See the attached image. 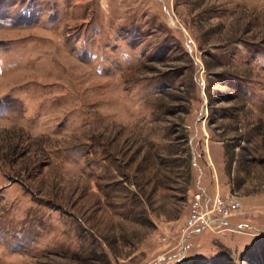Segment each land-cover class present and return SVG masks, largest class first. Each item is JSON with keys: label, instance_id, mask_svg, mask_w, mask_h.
I'll list each match as a JSON object with an SVG mask.
<instances>
[{"label": "rangeland", "instance_id": "374dc122", "mask_svg": "<svg viewBox=\"0 0 264 264\" xmlns=\"http://www.w3.org/2000/svg\"><path fill=\"white\" fill-rule=\"evenodd\" d=\"M195 262L264 264V0H0V264Z\"/></svg>", "mask_w": 264, "mask_h": 264}, {"label": "built area", "instance_id": "2783aa9c", "mask_svg": "<svg viewBox=\"0 0 264 264\" xmlns=\"http://www.w3.org/2000/svg\"><path fill=\"white\" fill-rule=\"evenodd\" d=\"M201 196L199 195V198ZM227 203L225 206L223 205V202H219V209H220V212L219 214L221 215V219H217V218H214L210 215V210L209 208L205 205V208H204V216H203V219H205V223H210V222H219V221H225V218L229 215L230 213V208H236L237 207V204H238V201L236 199H228L227 200ZM201 207H202V204H201Z\"/></svg>", "mask_w": 264, "mask_h": 264}, {"label": "trees", "instance_id": "16d2710c", "mask_svg": "<svg viewBox=\"0 0 264 264\" xmlns=\"http://www.w3.org/2000/svg\"><path fill=\"white\" fill-rule=\"evenodd\" d=\"M193 264H197V262L193 263Z\"/></svg>", "mask_w": 264, "mask_h": 264}]
</instances>
